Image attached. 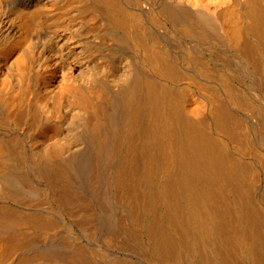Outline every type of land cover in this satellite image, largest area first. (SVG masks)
I'll use <instances>...</instances> for the list:
<instances>
[{
    "label": "bare ground",
    "instance_id": "6f19581e",
    "mask_svg": "<svg viewBox=\"0 0 264 264\" xmlns=\"http://www.w3.org/2000/svg\"><path fill=\"white\" fill-rule=\"evenodd\" d=\"M0 264H264V0H0Z\"/></svg>",
    "mask_w": 264,
    "mask_h": 264
}]
</instances>
